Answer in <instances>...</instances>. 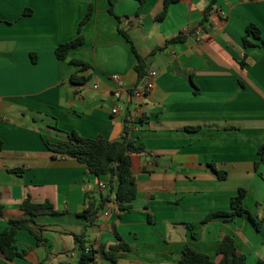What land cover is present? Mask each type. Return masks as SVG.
I'll use <instances>...</instances> for the list:
<instances>
[{"label": "crops", "instance_id": "obj_1", "mask_svg": "<svg viewBox=\"0 0 264 264\" xmlns=\"http://www.w3.org/2000/svg\"><path fill=\"white\" fill-rule=\"evenodd\" d=\"M164 1L117 0L111 15L110 0H0V234L24 215L28 198L58 213L36 218L41 243L19 231L16 246L25 256L9 261L0 251V264H79L74 235L84 236L92 264H115L106 254L120 244L129 250L116 253V264H179L185 246L220 263L225 236L234 238L247 264L264 260V163L255 168L264 145V49L243 44L251 24L264 38V0H180L158 23ZM90 7L85 43L58 60L57 47L77 38ZM119 30L157 73L140 112L135 101L113 96L117 87L133 91L148 81L139 82L135 53ZM177 37L184 41L166 47ZM71 60L91 66L80 73L89 77L86 84L70 81L79 71ZM120 105L125 111L113 115ZM127 114L129 139L147 150L131 156L137 198L124 213L108 204L89 226L79 215L108 196L110 178L54 158L47 142L58 144L73 131L118 141ZM240 189L260 229L249 216L202 224L231 212Z\"/></svg>", "mask_w": 264, "mask_h": 264}, {"label": "trees", "instance_id": "obj_2", "mask_svg": "<svg viewBox=\"0 0 264 264\" xmlns=\"http://www.w3.org/2000/svg\"><path fill=\"white\" fill-rule=\"evenodd\" d=\"M116 1L117 0H110L111 15H114L113 8ZM139 1L143 5L146 0ZM179 2L180 0H165L164 9L156 18V22L160 23L164 21L168 15L169 8ZM214 4L215 1L207 7L205 22L209 20ZM92 16L93 8L90 7L85 18L79 25L77 38L69 43H65L57 47L56 57L58 60H68L70 52L73 49L81 47L85 43L84 36L82 35V29L91 20ZM119 32L129 42L135 53V71L138 74L139 82L145 81L149 76L148 58H144L138 54L128 34L121 30H119ZM182 41H184V38L182 37L171 39L167 42L166 47ZM243 44L245 49L255 47H261L264 49V38L262 37L260 29L254 24L249 25L247 28V34L243 39ZM165 48L153 51L150 56H155ZM70 64L79 68V71L71 76L70 81L77 85L86 84L89 81V77H84L80 73L89 70L91 66L80 60H71ZM241 64L244 66V62ZM131 128L132 122L130 121L129 114H127L124 117L123 137L118 141L110 142L101 136L95 139H86L81 137L79 133L73 131L69 134L67 140L61 141L58 144H51L47 142V147L54 158L60 157L75 160L86 165L88 171L98 179L106 176L110 178L109 185L107 186L109 193L108 196L106 198H102L100 200V204L89 206L82 214L79 215L80 218L88 222L89 226L95 223L99 212L105 209L108 204L114 202L118 206L120 212L124 213L131 210L132 203L137 198V181L132 168L131 156L147 154V150L144 144H137L129 139ZM189 130L197 131L199 128H190ZM2 149L3 142L0 141V151H2ZM258 157L259 160L255 164L256 170H258L261 164L264 163V145L258 149ZM212 170L220 180L227 179V172L218 171L214 166H212ZM246 196L247 191L240 189L238 194L231 200V212L214 213L208 216L202 224H207L211 220L217 218H223L227 222H232L237 217L249 216L256 225L257 229H260L261 223H258L245 208L244 201ZM112 197L113 200L111 199ZM21 209L24 212V215L19 219L10 220L8 230L0 234V251L5 259L9 261L25 256V253H20L16 246V235L19 231H29L36 237L38 243H41L42 238L40 231L34 227L36 224V218L46 215H58L50 203L35 204L30 198L23 201ZM2 217L3 212L0 207V218ZM74 239L79 247V264H92L95 259L94 253L92 251L89 254L85 253L86 247L84 236L74 235ZM128 250L129 247L127 245L120 244L112 247L111 253H107L106 256L109 260L116 264L118 260L116 253ZM218 254L222 257L220 263L214 262L208 255L200 253L190 246H185L179 264H247V258L238 252L235 240L231 236L224 237ZM257 264H264V260H259Z\"/></svg>", "mask_w": 264, "mask_h": 264}, {"label": "built area", "instance_id": "obj_3", "mask_svg": "<svg viewBox=\"0 0 264 264\" xmlns=\"http://www.w3.org/2000/svg\"><path fill=\"white\" fill-rule=\"evenodd\" d=\"M157 78L156 72H149L148 81L144 88L135 89L133 91H127L122 89L121 87H117L114 89L113 96L117 101H125L129 99L130 101H135V106L137 111H141V105L144 100L147 99V97L152 93L155 87V80ZM112 81L118 85V83L121 81V78L119 76L112 77ZM94 89H98V85L94 86ZM125 111V106L120 105L117 108H115L112 113L115 116H121L122 113ZM102 189L105 188L104 185L100 186ZM91 252L90 248H86L85 253L89 254Z\"/></svg>", "mask_w": 264, "mask_h": 264}]
</instances>
